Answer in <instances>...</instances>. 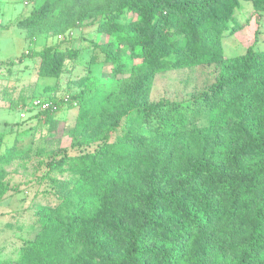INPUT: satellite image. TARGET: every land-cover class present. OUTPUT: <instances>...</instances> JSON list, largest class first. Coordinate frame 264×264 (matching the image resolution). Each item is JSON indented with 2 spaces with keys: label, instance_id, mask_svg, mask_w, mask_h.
Here are the masks:
<instances>
[{
  "label": "trees",
  "instance_id": "trees-1",
  "mask_svg": "<svg viewBox=\"0 0 264 264\" xmlns=\"http://www.w3.org/2000/svg\"><path fill=\"white\" fill-rule=\"evenodd\" d=\"M239 1L45 0L16 22L27 40L96 23L97 32L120 33L140 63L111 90L91 85L67 105L52 101L56 110L37 114L55 130L57 114L74 109L75 102V145L100 144L47 163L49 170L64 167L77 179L56 205L37 211L38 232L19 260L2 264H81L108 224L128 215H135V223L121 252L102 255L97 264H216L228 241L235 242L230 264H264V51L249 47L226 58L221 46ZM247 1L264 13V0ZM129 14L136 20H127ZM76 56V50L51 48L31 55L39 59L43 78H57L65 60ZM210 64L220 65L216 85L189 105L148 102L157 74ZM201 111L207 124L190 127ZM130 113L139 125L121 127ZM101 123H109L108 131L119 127L120 135L101 141ZM242 127L247 137L237 144ZM184 135L187 151L179 141ZM2 147L0 136V161L12 149ZM154 171L163 177L183 171L184 177L172 191L154 186L145 192L143 183ZM4 176L0 170V200L10 190ZM164 210L173 222L162 218Z\"/></svg>",
  "mask_w": 264,
  "mask_h": 264
},
{
  "label": "rangeland",
  "instance_id": "rangeland-1",
  "mask_svg": "<svg viewBox=\"0 0 264 264\" xmlns=\"http://www.w3.org/2000/svg\"><path fill=\"white\" fill-rule=\"evenodd\" d=\"M44 1L0 0V136L3 138L2 148H12L9 156L0 161V170L5 175L3 181L10 188L0 200V264L19 260L23 246L38 232L37 211L45 205H56L65 195V187L77 179L64 167L49 170L47 163L53 157L58 160L63 155L75 156L92 151L100 144L96 142L87 149L75 145L77 138L72 136V131L76 106L72 110L63 107L56 117L59 120L56 129L50 130L45 119L30 108L32 100L72 98L91 85L111 90L116 82L128 77L132 66L140 63L117 37L120 33L97 32L96 23L89 21L71 29L62 39H58V35H38L27 40L25 33L15 24ZM233 16L234 22L221 37L224 56H241L249 47L264 51V13L255 12L250 1L240 0ZM127 18L136 20L130 14ZM44 48L76 50L77 56L65 60L57 78H43L37 74L39 59L31 55ZM10 61L14 63L10 64ZM219 72L220 65L210 64L159 73L152 80L148 102L189 105L194 98L216 85ZM135 116L134 113L126 115L120 126H138ZM207 120V114L201 111L192 117L190 127H202ZM235 120L241 123V118ZM108 124L101 123L97 127L96 134L101 141L113 140L120 135L119 127L108 131ZM240 132L243 138L237 144L247 137L244 127ZM179 141H182V150L190 149L185 135ZM183 177V171L174 172L169 177L154 171L143 183V189L146 192L159 186L169 192ZM194 190L195 186H191L190 191ZM139 210L141 208L137 205L135 212ZM134 217L128 215L109 223L103 235L94 242L95 250L84 253L81 264H97L102 255L120 253L123 238L133 229ZM162 218L174 221L167 210ZM234 252L235 242L228 241L216 264H230ZM176 264L189 263L178 261Z\"/></svg>",
  "mask_w": 264,
  "mask_h": 264
},
{
  "label": "built area",
  "instance_id": "built-area-1",
  "mask_svg": "<svg viewBox=\"0 0 264 264\" xmlns=\"http://www.w3.org/2000/svg\"><path fill=\"white\" fill-rule=\"evenodd\" d=\"M63 35H59L58 39H62ZM61 101V106H65L69 103V98H63ZM72 106H76V103H72ZM30 108L33 109L34 111H36L37 113L40 112H45L48 110L54 111L57 109V104L53 103L52 101H48V100H43V99H33L31 104H30ZM24 115L21 114V117H23Z\"/></svg>",
  "mask_w": 264,
  "mask_h": 264
}]
</instances>
